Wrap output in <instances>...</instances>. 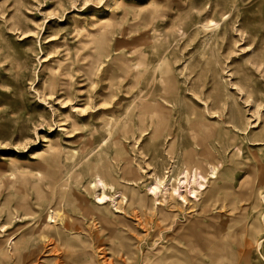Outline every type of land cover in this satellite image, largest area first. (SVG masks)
<instances>
[{
  "label": "rangeland",
  "instance_id": "rangeland-1",
  "mask_svg": "<svg viewBox=\"0 0 264 264\" xmlns=\"http://www.w3.org/2000/svg\"><path fill=\"white\" fill-rule=\"evenodd\" d=\"M192 151L206 191L155 208ZM227 228L264 264V0H0V264H216Z\"/></svg>",
  "mask_w": 264,
  "mask_h": 264
},
{
  "label": "bare ground",
  "instance_id": "bare-ground-1",
  "mask_svg": "<svg viewBox=\"0 0 264 264\" xmlns=\"http://www.w3.org/2000/svg\"><path fill=\"white\" fill-rule=\"evenodd\" d=\"M204 28L206 29V26ZM162 83H166V86L162 85L163 87H165L164 90H166V91H169V90L175 91L176 90L174 82L171 78H169V77L166 78L164 80V82H162ZM166 107L164 105H161L159 107H153L150 105H146L145 107H143V109L141 110L143 115L140 116L141 119L142 118L143 119L142 120L140 119V122H141L140 125L146 124L147 113H151L150 114L151 115L150 121L148 122V125L155 127L154 128V134H156V132L158 130L167 129L169 124H170L169 123L170 121L168 118V113H169L168 111L169 110ZM154 115H155V118L153 117ZM157 115H158V118L156 119ZM155 120H156V122H155ZM128 121H129V123H128V125H129L132 122V120L129 119ZM147 130H149V129H147ZM170 136H172V134H170ZM171 139L174 142L176 140V138L174 136ZM198 155H199V153L197 151H192V152L185 155L188 161L186 162V167H185L184 172L182 174L183 177L177 180V183L173 188H167L166 186L163 185V182L161 180H157V182L155 184H153L149 187V194L154 197L153 206L155 208H157L159 205H161V202H160L161 198L165 199L164 201H166L168 198H173L175 200V202L177 201L182 207H186L187 205H189L191 200H193L194 202L199 201L200 194H202L204 191H206V187H205L203 181H207L208 179L203 174L201 163L198 160H191V157L195 158ZM220 167L221 166H214V168L212 169L213 179H217V177H218L217 175L219 173ZM97 184H100L102 186V188L104 187V189H103L104 191L99 196H97V198H96L97 203L96 204L98 206H104V205L110 204V206H111L110 213L121 214V211L119 210L120 209L119 198L123 197L124 194L120 192V196H118L116 198H112L111 196L106 194V189L108 186L105 185L103 180L98 179ZM93 188H95V185H93ZM223 188L229 189L230 187L224 186ZM163 192H164V194H163ZM207 194H208L209 198L212 199L215 196V191H210ZM230 194L231 193H229V192H225V195H227V198H229V200L231 199ZM228 204H229V206H231L233 204V202H230V203L228 202ZM113 208H114V211H113ZM115 214H114V216H115ZM53 219H54V217L52 215H50V217L47 220V224L53 223L52 222ZM197 225H198V223H197ZM203 229H205V228H203ZM231 229L232 228H227V229H223L221 231V236L219 237L220 244L218 245V247H216V251H219L220 253H222V255H216L217 253L212 255V259L214 261H216V264H238L236 262L239 259L237 261L235 260L236 253L238 251L237 252L236 251H231V252L228 251V248H230L229 247L230 246V240H233L234 236H230L231 235L230 233H229V235L226 233L228 231H231ZM61 232L64 236H66V233L64 231H61ZM193 236H194V234H193ZM246 247H251V244L249 243ZM244 248L245 247H243V249L241 251L245 255L246 252L244 251ZM119 253H120V251H119ZM243 254H241V255H243ZM237 255L239 257V254H237ZM222 256L225 257V259L227 258V262H225V261L223 262V260L221 261ZM238 257H236V258H238ZM70 258H73V257H70ZM73 263H75V261Z\"/></svg>",
  "mask_w": 264,
  "mask_h": 264
}]
</instances>
